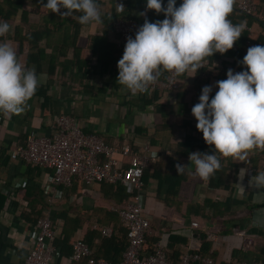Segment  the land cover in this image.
Here are the masks:
<instances>
[{
	"label": "crops",
	"instance_id": "crops-1",
	"mask_svg": "<svg viewBox=\"0 0 264 264\" xmlns=\"http://www.w3.org/2000/svg\"><path fill=\"white\" fill-rule=\"evenodd\" d=\"M14 2L22 6H18L11 18L12 31L0 40L10 41L21 62L35 69L38 76L46 73V78L41 80L23 112L10 116L0 113V264H24L33 245L37 219L47 208L56 238H60L68 221L73 240L86 238L94 227L120 225L115 209L125 207L130 198L123 185L75 181L65 190L61 188L50 203L52 193L48 186L53 171L16 157L15 147L23 144L28 134L50 135L60 113L73 115L85 132L99 134L112 145L126 142L137 149L150 143L152 150L160 155L147 169L142 191L150 213L151 231L147 238L151 246L164 237L167 254L176 260L180 254L194 250L189 234L193 232L194 243L200 244V250L203 237L210 236L208 255L220 263L256 259L264 247V190L250 187L249 181L264 171V149L250 150L244 161L217 153L221 168L207 181L195 174V166L189 160L192 152L213 154L215 151L197 129L191 109L199 102L204 86H212L210 98L215 95L216 82L220 81L215 74L220 64L210 68L207 82L206 73L201 78L197 72L192 73L193 77L187 73L180 91L169 90L163 86L161 72L154 90L150 85L148 92L133 95L117 81V64L124 51L109 47L116 42L115 33H108L106 44L99 38L104 34L100 29L103 25L95 24L83 26L78 37H72L77 31L71 20L80 13L62 17L43 7L41 0H0V19L11 12L10 5ZM98 2L102 15L131 11L139 20L150 18L152 13L165 18L162 12L148 10L146 0ZM181 2L177 0V6ZM118 4H123L124 9L120 10ZM236 4L237 0L228 18L238 24L246 21L245 31L264 35V0H259L255 16L242 14ZM25 17L29 24L22 22ZM18 24L19 37L14 40V27ZM91 37H97L94 43L105 52L103 57L93 50L89 53L82 50L81 47L87 49L86 45L92 42ZM252 44L247 40L244 56ZM77 51L81 57L76 56ZM88 57L90 64L86 68ZM189 138L194 141H187ZM178 162L188 166L180 175L175 167ZM241 168L247 169L243 182L238 180ZM237 183H242L246 191H241ZM193 221L200 226L192 227ZM237 228L248 231L250 245H242V239L235 234ZM123 230L117 229L116 234L123 235L127 242ZM99 245L97 238L91 246L98 251Z\"/></svg>",
	"mask_w": 264,
	"mask_h": 264
},
{
	"label": "clouds",
	"instance_id": "clouds-1",
	"mask_svg": "<svg viewBox=\"0 0 264 264\" xmlns=\"http://www.w3.org/2000/svg\"><path fill=\"white\" fill-rule=\"evenodd\" d=\"M235 0H146V8L163 13L164 19H145L135 38L127 39L119 59L117 81L133 95L146 93L161 75V70L193 77L205 57L232 49L247 27V22L233 24L228 18ZM43 7L62 17L80 13L81 25L102 23L98 0H47ZM120 10L123 4H118ZM61 8L66 11L61 12ZM145 15V13H141ZM12 31L8 22H0V37ZM246 70L227 71V78L216 82L218 90L210 98L212 86H204L199 102L192 109L197 129L202 132L214 153L192 152L189 160L195 174L207 181L221 168L217 153L244 161L250 150L264 149V45L247 49L242 61ZM46 73L37 75L18 58L10 41L0 40V113L6 116L25 110ZM178 175L188 166L175 165ZM247 169L241 168L238 180L243 182ZM246 191L242 183H237ZM250 187L264 190V171L252 176Z\"/></svg>",
	"mask_w": 264,
	"mask_h": 264
},
{
	"label": "built area",
	"instance_id": "built-area-1",
	"mask_svg": "<svg viewBox=\"0 0 264 264\" xmlns=\"http://www.w3.org/2000/svg\"><path fill=\"white\" fill-rule=\"evenodd\" d=\"M236 7L246 16H252L258 10L256 0H237ZM231 21L233 24H238ZM140 26H142L141 21L136 18L117 20L114 23L117 45L125 47L127 39L135 38ZM243 70H246V66L233 69V72ZM161 72L166 76L164 88L177 90L181 87L182 79L179 75L165 70ZM156 87L157 81L151 85L153 90ZM15 155L29 164L53 171L48 186L52 193L49 197L50 203L55 195L60 194L62 187H71L77 180L85 184L95 182L120 184L126 187L130 197L125 207L115 209L127 229L128 244L120 262L113 263L105 258H93V251L84 238L75 239L73 255L67 259L62 258L61 261L51 244L55 230L50 209L47 208L36 223L37 231L33 245L24 264H75L86 256L89 257L88 264H227V261L218 262L212 255H202L200 244L194 243L196 237L193 232L189 234L192 239L191 248L194 250L182 253L179 261L168 257L164 237L156 244L154 252H145L144 244L151 231V221L142 193L145 187L144 172L150 163L160 158V155L152 150L150 143L137 149L129 143L119 146L108 144L101 135L85 132L73 115L60 113L50 135L28 134L25 142L15 147ZM191 225L200 226L197 221H193ZM235 230V234L242 239V245L245 247L250 245L252 239L248 231L243 228ZM110 233L109 227L103 229V234ZM232 263L264 264V261Z\"/></svg>",
	"mask_w": 264,
	"mask_h": 264
},
{
	"label": "trees",
	"instance_id": "trees-1",
	"mask_svg": "<svg viewBox=\"0 0 264 264\" xmlns=\"http://www.w3.org/2000/svg\"><path fill=\"white\" fill-rule=\"evenodd\" d=\"M256 2H257V5H258L259 0H256ZM18 6L21 7L22 5H20L17 2L16 3L14 2L13 4L11 3V5H10V7H11L10 11L11 12L8 13V15L5 17V19H0V22L6 21L10 25H12L13 21H11V18L15 14V12L18 10ZM255 15H257V12L254 15H252V16H255ZM77 17L74 16V18L71 20L72 23H73V25H72L73 28L76 29V31H77L75 33V35H73L72 37H76V38L78 37V33H79L78 31H79L80 28H82L83 26H89V27L93 26V25H81L79 23ZM121 18L130 19V18H136V16L131 11H127L126 13L121 14V15L120 14H110V15L106 14V15H102V23H99V24L103 25V27L100 28V29L104 30V34L101 35V36L99 35V38H101L104 42H106V44H108L107 43L108 42L107 39H108V33L109 32L115 33V35L117 37V33L114 30V23L117 20L121 19ZM145 19L149 20L150 22H155L157 20H163L164 18L155 16L152 13L150 18H144V19L140 20L142 25H143ZM22 22L26 23V24H29L30 20L29 19L27 20V18L25 17ZM62 22H64V21H62ZM62 22H61L60 26H62ZM14 28H15V33H14L13 37H14V40H17L19 35L17 34L16 30L20 29L19 24L16 25ZM95 38H97V37H91L92 42H90V43H88L86 45L87 49H84L83 47H81V48H82L83 51H87L88 53L91 50H93L92 52L94 54L99 53V56L103 57L102 54L105 53V52H102L101 50L98 49V47H96V44L94 43L95 42V40H94ZM247 40H250L253 43L251 45V47L255 46V45H264V35H257L256 36V35H253L252 33L248 32V31H244L242 33L241 37L239 38V40L234 44L232 49L228 50L224 54H221V53L217 52V53L213 54V56L205 57L204 60L202 61V62H204V63H202V67L197 71V74H198L197 76L199 78H201L202 74L206 73V77L204 78V80H205V82H207L210 79V77H211V75L209 74L210 68L211 67L214 68V67H216L217 64H220V67H218L219 72L216 73L215 76L217 78H219V80H224V79L227 78V71L229 69L233 70V69H236V68H239V67H244L245 65H243L242 61H243V58H244V46H245V43L247 42ZM109 47L110 48L112 47L113 49L117 48L118 50H123V51L125 49V47H119L117 45V42H115L114 44H110ZM79 48L80 47H78V49ZM107 54H108V56L111 55L110 52H108ZM76 56L77 57H81V52L77 51L76 52ZM87 61H88V63H87ZM87 61H85L86 64L84 65V66H87L86 68H88V66L90 64V58L89 57L87 58ZM104 61H105V59H104ZM81 66H83V65H81ZM186 74L187 73L179 75L180 78L182 79V85H181L180 88H178L175 91H180L183 88V79L186 76ZM162 78L165 81V78H166L165 74L162 75ZM199 82H200V80H198V84H200ZM187 141H194V139L193 138H189V139H187ZM124 143H126V142H123L120 145H123ZM108 144H110V143H108ZM154 163H150L149 166L145 169L144 176H146L147 169H149V167H151ZM127 165H128V162L126 161V166ZM78 181L82 182L80 180H77V182ZM103 183H105V182H103ZM109 184H111V183H109ZM112 185H120V184H112ZM66 188H68V187H62V189H64V190ZM125 190H126V192L128 194V191H127L126 187H125ZM255 206H258V205H255ZM42 212H41V214H42ZM40 217L41 216H39V218ZM38 219H37V221H38ZM65 226L66 227L63 230L62 235L60 236V238H56V235H55L54 239L51 241V244L56 249V252L58 254V258L59 259L70 258L73 255V252H74V248H73L74 240L72 239V229L70 228V221H68ZM109 228L111 229V233L105 235V234H103V229H104L103 226L94 227V228L90 229L87 232L86 238H84V240L91 247V249L93 251V258H96V259L97 258H105V259H107V260H109V261H111L113 263H118V262H120L122 260L123 253L125 252L128 243L125 242V238H124L123 235H122V237L118 236V234H116V232H117V229H124L123 230L125 232L124 235L127 236V229L124 226L121 218H120V225L118 227H117V225L116 226L115 225H109ZM208 236L209 235H205L203 237L204 244L202 245V248L200 250V253L202 255H208L209 254L207 252L208 251V247H209L208 245H211V243L209 241L210 236L209 237ZM97 238H99V240H100V245L98 246V251L94 250V248H92V246L94 245V239L96 240ZM155 246H156V244L155 245L153 244L151 246V244L148 242V238H146V242L144 244L145 252H147V253L154 252ZM120 256H122V258H121L120 261L117 262V260L119 259ZM180 256H181V254H180ZM180 256H179V259H180ZM168 257L171 259V256H169V254H168ZM179 259H176V260L174 259V260L175 261H179ZM254 260H262V261H264V247L261 249V252L258 253V256ZM88 262H89V257L86 256V257H83L76 264H78V263L88 264Z\"/></svg>",
	"mask_w": 264,
	"mask_h": 264
}]
</instances>
